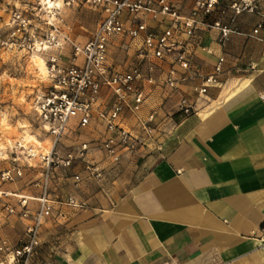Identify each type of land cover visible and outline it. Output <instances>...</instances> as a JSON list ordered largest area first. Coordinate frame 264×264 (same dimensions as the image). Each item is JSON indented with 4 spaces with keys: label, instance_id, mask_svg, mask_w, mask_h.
I'll return each instance as SVG.
<instances>
[{
    "label": "crops",
    "instance_id": "crops-1",
    "mask_svg": "<svg viewBox=\"0 0 264 264\" xmlns=\"http://www.w3.org/2000/svg\"><path fill=\"white\" fill-rule=\"evenodd\" d=\"M170 1L189 15V0ZM232 16L219 8L203 18L220 19L235 31L225 44L217 29L201 26L192 47L191 61L201 74L224 57L220 86L197 97L190 87L199 79L176 67L179 91L167 98L165 90L144 84L147 97L136 114L142 121L152 114L164 135L136 155H124L105 182L85 179L74 186L67 173H56L54 197L70 194L88 208L62 207L59 216L54 211L29 264H264V42L247 36L264 22V0L256 13ZM127 54L134 64V50ZM180 93L192 99L195 112L176 111ZM109 100L102 88L99 109ZM130 114L124 112L123 124L138 131ZM93 127L92 138L104 133L100 120ZM2 189L39 194L34 185ZM28 205L38 207L31 199ZM18 224L25 230L27 221ZM2 225L0 239L23 242L24 232L14 243Z\"/></svg>",
    "mask_w": 264,
    "mask_h": 264
},
{
    "label": "built area",
    "instance_id": "built-area-1",
    "mask_svg": "<svg viewBox=\"0 0 264 264\" xmlns=\"http://www.w3.org/2000/svg\"><path fill=\"white\" fill-rule=\"evenodd\" d=\"M189 1L187 16L170 0H26L24 11L10 13L8 39L2 44L29 54L48 52L49 86L36 97L33 108L42 128L54 139L46 153L36 154L31 146L23 148L27 158L37 157L41 165L40 179L34 183L39 190L36 198L2 189L24 176L15 158L12 165L0 169V215H15L28 221L25 239L20 245L0 239V264H29L39 247L41 227L46 220L54 218V211L59 216L62 207L88 208L86 202L70 194L64 198L54 197L51 186L56 173L65 174L77 164L82 169L71 175L74 186L85 179L102 183L124 155L134 156L147 148V143L156 140V125H148L153 123L152 114L144 121L138 120L140 131L123 124L124 112L137 114L144 103L147 97L144 84L160 87L169 98L179 91L177 67L184 74L190 72L199 79L190 87L197 97L220 86L224 57L217 58L211 72L201 74L192 64V47L201 26L217 29L221 44L235 31L220 19L205 23L203 18L219 8L231 11L232 18L254 14L261 0ZM78 4L86 6L97 18L93 32L83 43L73 42L63 30L62 13ZM148 20L156 25L149 26ZM247 36L264 42V22L256 24ZM66 45L70 47V54L64 62L62 51ZM115 49H133L137 61L130 66L116 64L111 58ZM164 62L170 64L167 71L161 69ZM102 88L107 90L110 100L106 107L99 109ZM175 109L190 115L195 112L194 102L187 93H180ZM93 119L100 120L105 127L100 142L82 141L60 155L57 147L61 138L77 134ZM95 153L101 156L99 163L92 161ZM12 198L16 199L15 204L11 203ZM30 199L38 203L37 209L29 207Z\"/></svg>",
    "mask_w": 264,
    "mask_h": 264
},
{
    "label": "rangeland",
    "instance_id": "rangeland-1",
    "mask_svg": "<svg viewBox=\"0 0 264 264\" xmlns=\"http://www.w3.org/2000/svg\"><path fill=\"white\" fill-rule=\"evenodd\" d=\"M25 5L26 0H0V169L12 165V159L15 158V164L19 165L23 170H26L25 175L20 180L7 184L18 190L26 186L34 185L40 179L37 173L41 170L37 157L30 159L24 155L23 148L26 147L19 146L18 142L21 141L20 137L23 135H32L42 145L44 142L50 143V147L54 139L42 128L33 108L36 97L49 86V81L46 78L47 72L41 75L31 60V55L33 54L21 50L9 49L2 44L3 40L8 39L9 29L7 21L10 13L14 10L24 11L27 8ZM65 10L66 12L62 13L65 21L64 33L73 42L83 43L91 35L96 26V16L82 4L74 5ZM62 54V60L64 62L68 61V55L70 54V47L68 45L64 46ZM37 55L44 60L46 66L48 52ZM111 58L118 65L130 66L133 62L125 49H115ZM129 118L131 120L135 119L137 122L139 120L136 114H130ZM95 121L77 132V134L62 137L57 147L59 154L64 155L68 149H71V147L76 146L82 141L99 143L104 133L96 139L91 137L94 129V127L92 128L93 123L97 124L98 120L96 119ZM148 125L155 127L153 123H148ZM129 129L134 130L133 126L132 128L129 126ZM137 130L140 131L141 129L139 128ZM155 131V136L165 134V131L162 130L156 129ZM8 141L11 143H8ZM24 143L22 142V144ZM147 144L149 145V143ZM26 146H30V143L28 145L26 144ZM49 149L44 151L42 147L40 148V151L42 150L40 153H46ZM12 152H15V154H12ZM92 161L99 163L101 161L100 154L95 153ZM25 164H29L31 167L28 168ZM81 169L82 167L76 164L67 171V175L71 177L73 171L79 172ZM11 203L15 204L16 199L12 198ZM0 222L3 224L2 227H8L6 233L14 243L17 242L16 240L23 232L25 233V230L18 224L20 223L18 216L2 214ZM43 226L42 230L46 228Z\"/></svg>",
    "mask_w": 264,
    "mask_h": 264
},
{
    "label": "bare ground",
    "instance_id": "bare-ground-1",
    "mask_svg": "<svg viewBox=\"0 0 264 264\" xmlns=\"http://www.w3.org/2000/svg\"><path fill=\"white\" fill-rule=\"evenodd\" d=\"M57 5H58V3H57ZM31 60L35 64L36 68L41 73V75H43V74H45V72H47L45 62L39 55H37V54L31 55ZM20 139H21V141L18 142L20 147H24V146L27 147L26 144L28 145L30 143V146H32L33 151L36 154L42 152V150L40 151V148H42V147H43L44 151H47L50 148V145H49L50 143L48 144V142H44V144L42 145V143L39 142L37 139H35V137L32 135H25V136L23 135L20 137ZM22 142H25V143L22 144ZM8 143H11V142L8 141Z\"/></svg>",
    "mask_w": 264,
    "mask_h": 264
}]
</instances>
